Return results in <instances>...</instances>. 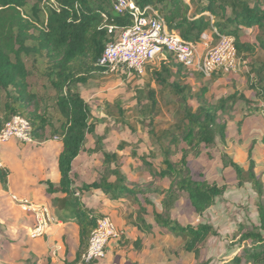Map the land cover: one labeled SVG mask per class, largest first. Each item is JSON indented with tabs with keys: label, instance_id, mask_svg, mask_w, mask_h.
<instances>
[{
	"label": "trees",
	"instance_id": "1",
	"mask_svg": "<svg viewBox=\"0 0 264 264\" xmlns=\"http://www.w3.org/2000/svg\"><path fill=\"white\" fill-rule=\"evenodd\" d=\"M132 1L141 9L148 6L154 9L164 20L168 32L176 33L194 45L206 32L212 33L213 30L217 34L213 36L214 42L219 36L232 37L237 59L250 64L245 86L252 93V99L235 92L215 104L206 98L205 87L191 92L183 83L186 68L175 62L170 54L165 53L156 66L148 64L144 70L148 78L145 86L148 115L156 114L158 98L165 93L176 98L171 103L176 121L157 137L159 142L168 144L163 151L162 167L157 171L150 168L153 177L169 182L160 193V210L152 209L151 220L156 227L181 240V249L185 253L197 255L208 239L217 233L209 225H179L171 219L170 209L175 200L185 196L193 212L202 216L224 194V186L195 179L186 157L188 153L198 156L200 147L213 144L216 137L225 142V124L219 122V113L227 111V103L232 106L242 102L250 116L264 113V62L253 59L257 49L264 51V5L260 0ZM131 26L129 13L114 12L109 0H35L32 6L28 0H0V130L12 117L19 116L29 123L35 143L46 141L47 134L60 142L61 150L56 162L59 181L56 185L48 182L46 192L53 196V205L58 202V196L68 197L60 212L65 213L62 214L65 222L77 226L78 241L73 258L65 259L63 264L98 262L85 263L83 257L97 220L105 217L86 207L75 197L72 188V163L80 155L87 134L93 131L90 109L80 95L79 84H84L94 75H103L104 70L97 65L102 52L117 39V34ZM109 27L114 29L112 33L108 32ZM242 30L256 31L260 39L251 41ZM30 56L33 62L38 58L45 61V77L58 115L57 126L52 124L46 108H42V97L33 90L30 82L32 73L24 62V57ZM223 76L217 73L210 79L216 81ZM151 87L158 88V91ZM190 99H194L195 107L189 105ZM155 133L152 128L150 135L156 137ZM181 143H185L186 149L177 161L171 163L169 150L171 147L177 149ZM261 143L264 144V130ZM254 145L255 142L247 152L245 169L230 159L226 162L234 173L237 186L248 184L259 201L256 204V225L252 228L240 226L233 233L228 241L237 252L230 259H223V264H264V202L261 201L264 185L256 174ZM118 149L122 150L123 145ZM102 155L106 174L99 182L83 186V192L96 190L112 201L131 200L139 207L135 226L143 232H150L151 226L143 218L146 210L138 198L148 202L147 197L152 190L145 185L129 183L117 167L111 168L118 160L117 154ZM141 160L147 164L142 157ZM7 176L8 171L4 167L0 169V185H5Z\"/></svg>",
	"mask_w": 264,
	"mask_h": 264
},
{
	"label": "rangeland",
	"instance_id": "2",
	"mask_svg": "<svg viewBox=\"0 0 264 264\" xmlns=\"http://www.w3.org/2000/svg\"><path fill=\"white\" fill-rule=\"evenodd\" d=\"M260 2L264 5V0ZM34 3L35 0H28L29 6ZM41 11L44 16V10ZM242 33L251 41L260 39L256 31L242 30ZM202 44L201 39L197 44L199 51H202ZM253 59L264 62V51L257 49ZM160 60L161 58L155 59L151 65L156 66ZM24 62L32 73L30 82L33 90L43 99L42 108H46L52 124L57 126L58 115L51 101L53 93L45 77L44 59L38 58L33 62L30 56L24 57ZM249 65L239 61L235 74L224 75L216 81L198 76L195 71L186 68L183 83L192 93L205 87L206 98L213 104L235 92L252 99V93L245 86ZM147 82L145 73L128 74L118 71L102 76L94 75L84 84H79L80 95L90 109L93 131L87 134L80 155L72 163V188L77 199L86 207L109 217L123 234V238L120 235L118 240L109 243L105 257L94 264H223V259L228 260L237 252L228 241L233 233L240 226L252 228L256 225V204L259 201L248 184L237 186L234 173L226 162L230 159L245 169L247 152L255 142L253 154L256 174L264 185V144L261 143L264 113L261 116H250L246 114L242 102L232 106L227 103V111L219 113V122L225 124V142L222 143L216 137L213 144L200 147L198 156L187 154V166L195 179L225 187L224 194L202 216L193 212L185 196L173 202L170 209L173 221L181 226L209 225L217 233V236L208 239L197 255L188 254L181 249V240L156 227L151 220V211L153 208L160 210V193L167 188L169 182L153 177L150 168L157 171L162 167L163 151L168 144L159 142L157 137L161 131L170 129L176 121L175 110L171 106L176 98L165 93L162 98H158L160 100L156 106V114L148 115ZM151 89L158 91V88ZM189 105L196 106L194 99L189 100ZM152 128L156 131V137L150 135ZM45 142L53 144L51 164L54 167L60 142L49 134ZM121 145L123 149L119 150ZM29 146H32L29 154H35L36 143ZM185 149V143H181L177 149L171 147L169 161H177ZM4 150L2 157L7 158ZM103 153L117 154L118 160L111 168L117 167L129 183L145 185L152 190L147 197L148 202L138 198L140 205L146 210L143 218L150 224V232H143L135 226L139 207L131 200L112 201L96 190L83 192V186L99 182L106 174ZM20 155L23 153L18 152V157ZM0 196H3L1 192ZM58 197V202L49 206L54 222L38 240L29 238V232L33 228L32 217L20 213L9 199H1V206L8 212L0 211V264H63L65 259L73 258L78 244L77 226L60 218V209L68 197ZM261 201L264 202V194Z\"/></svg>",
	"mask_w": 264,
	"mask_h": 264
},
{
	"label": "built area",
	"instance_id": "3",
	"mask_svg": "<svg viewBox=\"0 0 264 264\" xmlns=\"http://www.w3.org/2000/svg\"><path fill=\"white\" fill-rule=\"evenodd\" d=\"M109 2L114 12L129 13L132 26L117 34V39L109 43L102 52L97 65L104 70L103 75L118 71L143 74L148 64L154 63L155 59L165 53L170 54L175 62L206 78L217 73L230 75L237 72L239 60L232 37L219 36L214 42L213 36L217 34L213 30L209 35L201 37L203 44L202 51H199L197 45L182 40L176 33L168 32L164 20L151 7L141 9L132 0ZM113 30L112 27L108 28L109 33ZM11 140L23 145L34 143L29 123L19 116L12 117L0 130V147ZM3 167L0 158V169ZM10 200L23 214L32 217L33 228L29 232V238H41L53 222L48 209L29 198L11 195ZM120 235L121 232L109 217L98 219L90 234L84 262L102 260L109 243L118 240Z\"/></svg>",
	"mask_w": 264,
	"mask_h": 264
},
{
	"label": "crops",
	"instance_id": "4",
	"mask_svg": "<svg viewBox=\"0 0 264 264\" xmlns=\"http://www.w3.org/2000/svg\"><path fill=\"white\" fill-rule=\"evenodd\" d=\"M35 147L36 152L32 155L29 154L32 146L23 145L13 140L0 147L1 161L4 168L8 171L5 185H0V192L3 194V196H0V211L8 212V210L1 206L2 198L10 200L11 195L19 198H29L34 203L45 206L54 222L49 207L52 204L53 196L47 194L46 189L48 182L55 185L59 181L56 162L61 145L57 148L54 167L51 164V160L53 159V144L44 141L36 143ZM3 150L6 151L7 158L2 157L1 153ZM18 152L23 153V155L18 157ZM14 208L16 207L14 206ZM16 209L22 213L18 208ZM60 218L63 219L62 213H60Z\"/></svg>",
	"mask_w": 264,
	"mask_h": 264
}]
</instances>
